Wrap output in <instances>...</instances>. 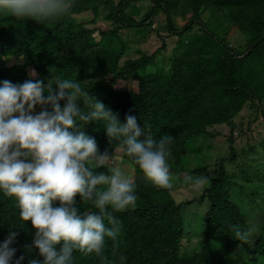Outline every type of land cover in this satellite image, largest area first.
Returning <instances> with one entry per match:
<instances>
[{
    "label": "trees",
    "instance_id": "trees-1",
    "mask_svg": "<svg viewBox=\"0 0 264 264\" xmlns=\"http://www.w3.org/2000/svg\"><path fill=\"white\" fill-rule=\"evenodd\" d=\"M83 13L89 14L92 27L76 19ZM158 13L165 15L167 34L177 36L168 54L160 56L162 40L151 53L137 49V58L121 62L131 45L151 30ZM177 18L185 22L177 26ZM99 19L108 25L98 27ZM232 28L243 37L242 48L228 43ZM6 57L21 62L7 64ZM29 69L35 76H29ZM53 74L81 81L121 122L131 114L154 138L171 136L169 168L195 172L198 165L191 169L185 164L201 153L197 142L211 135L209 128H233V118L248 101L264 100V0H73L67 15L43 23L0 14V80L46 81ZM119 81L136 82V90L115 87ZM79 130L94 137L100 151L134 169L98 123L89 121ZM261 145L264 150V141ZM135 172L141 175L139 169ZM232 186L221 165L201 195L185 202H176L168 189L136 181L135 208L113 213L121 227L117 253L126 257V264H230L239 250L244 264H264V190L260 205L257 197L246 199ZM90 207L82 203L80 210ZM249 209L256 211L250 212L251 219ZM13 212L12 201L0 199V219L5 220L0 240L14 222ZM229 224L253 228L251 241L239 244L231 238ZM11 230L18 233L12 245L15 258L24 253L33 229L24 221L22 228ZM189 232L198 238L196 245L182 246ZM32 257L40 259L35 248L21 264ZM113 259L111 241L100 256L73 253V264H112Z\"/></svg>",
    "mask_w": 264,
    "mask_h": 264
},
{
    "label": "clouds",
    "instance_id": "clouds-1",
    "mask_svg": "<svg viewBox=\"0 0 264 264\" xmlns=\"http://www.w3.org/2000/svg\"><path fill=\"white\" fill-rule=\"evenodd\" d=\"M72 4L0 0V14L43 23L67 15ZM88 89L60 74L46 81L0 80V199H10L14 208V222L0 240V264H21L33 248L40 259L28 258L27 264H73L74 252L100 256L107 241L113 244L112 264H126V257L116 251L121 227L113 213L135 208V169L157 187H173L168 164L173 138H154L131 114L121 122ZM37 105L41 109L33 112ZM89 121L100 125L109 143L118 142L133 170L119 165L113 153L100 151L95 138L79 130ZM183 179L197 187L209 180L190 175ZM82 203L91 207L81 211ZM24 221L32 226L31 240L13 258L18 233L11 229L22 228ZM228 230L239 244L251 241V227L229 224Z\"/></svg>",
    "mask_w": 264,
    "mask_h": 264
},
{
    "label": "rangeland",
    "instance_id": "rangeland-1",
    "mask_svg": "<svg viewBox=\"0 0 264 264\" xmlns=\"http://www.w3.org/2000/svg\"><path fill=\"white\" fill-rule=\"evenodd\" d=\"M145 5V4H144ZM78 21H83L86 26L92 27L93 24L89 23V14H79L75 16ZM177 26L185 22L182 18L175 20ZM98 27L104 28L108 25L105 21L99 19L95 23ZM166 20L163 13H158L154 17L153 24L149 27L151 30L144 34L143 39L131 45L121 62L127 58H137L139 54L136 50H141L144 53H151L161 45L162 40L165 41V48L161 49V54H168L170 49L175 44L177 39L176 35H168L165 27ZM228 43L233 47L242 48L244 39L241 34L232 28L227 36ZM7 64L20 63L18 58L6 57ZM167 65V62H161ZM32 71L29 69V72ZM115 87L130 88L136 90V82L119 81ZM40 108L34 107L33 112H38ZM264 100L262 101H248L242 110L233 118L234 127L230 128L226 124H217L209 128L211 135L206 136L197 142L201 146V153L192 155L187 160L185 166L199 167L195 172L189 170L188 172L174 171L170 169V176L173 180V187L168 189L176 202H185L192 198L198 197L203 192V189L208 186L211 178H213L221 165L229 174L230 180L234 182V193H244L246 199L255 198L261 202V193L264 190V150L261 142L264 141ZM113 159L122 166H126L130 171L133 170L131 165L126 161L121 160L118 156H113ZM190 175L192 177L204 176L209 178L207 182L197 187L191 183H185L184 177ZM248 175V176H246ZM136 181H141L149 186H155L149 182L142 175L136 173ZM264 196L262 197L263 200ZM263 205V204H262ZM187 210L191 209L188 205ZM247 217L252 218L250 212L254 209H249ZM256 212V211H255ZM198 238L192 236L189 232L182 239V246H195ZM243 253L239 250L236 251L229 259L230 264H244Z\"/></svg>",
    "mask_w": 264,
    "mask_h": 264
}]
</instances>
